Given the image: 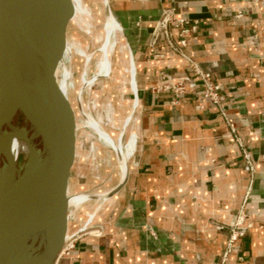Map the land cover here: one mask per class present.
<instances>
[{
  "label": "crops",
  "instance_id": "obj_1",
  "mask_svg": "<svg viewBox=\"0 0 264 264\" xmlns=\"http://www.w3.org/2000/svg\"><path fill=\"white\" fill-rule=\"evenodd\" d=\"M109 3L136 66L137 149L113 190L88 191L82 222L94 219L56 264H264V0ZM166 16L179 52L152 43ZM183 79L198 85L176 93ZM239 213L248 229L229 248Z\"/></svg>",
  "mask_w": 264,
  "mask_h": 264
},
{
  "label": "water",
  "instance_id": "obj_2",
  "mask_svg": "<svg viewBox=\"0 0 264 264\" xmlns=\"http://www.w3.org/2000/svg\"><path fill=\"white\" fill-rule=\"evenodd\" d=\"M33 1L27 33L0 26V264H56L87 229L71 92L59 83L62 68H72L74 3ZM104 8L108 19V0ZM14 141L27 153L14 158Z\"/></svg>",
  "mask_w": 264,
  "mask_h": 264
},
{
  "label": "rangeland",
  "instance_id": "obj_3",
  "mask_svg": "<svg viewBox=\"0 0 264 264\" xmlns=\"http://www.w3.org/2000/svg\"><path fill=\"white\" fill-rule=\"evenodd\" d=\"M82 1L84 6L95 17L96 26L94 27L99 32L96 38L95 34L85 33L73 22L69 31V42L79 47L82 46L81 48L88 55H93L88 70H86L85 58L77 55L75 49H73L72 78L69 80V83L72 81L74 84L70 86L69 92H71L70 99L74 115L75 117L77 116L78 150L80 155L77 166H80L79 171L83 174V176H79L78 181L82 185V193L88 196V191L91 188L96 194H104L108 190H113L120 182L122 176L119 160L114 151L108 148L98 138L95 130L86 124L88 115L113 138H118L121 126L127 122L129 117L132 118L130 129L123 137V141H126L130 134L137 130L136 123L138 120L135 121V118L139 117V101L136 108L131 110L135 100V93L130 83L131 75L128 71L126 48L117 53V62L114 65L115 77L95 78V65L98 59L95 52L101 46V37L104 25L107 22V16L103 10L102 0ZM93 37L96 40H93ZM131 58L132 62H134L133 56ZM83 75L88 78L91 85L87 84L82 90V94H79V85ZM59 76L61 79V73ZM59 83L62 86L63 79ZM136 95L138 98L140 97L139 91ZM111 108L113 112H110ZM87 220L84 225L87 224Z\"/></svg>",
  "mask_w": 264,
  "mask_h": 264
},
{
  "label": "bare ground",
  "instance_id": "obj_4",
  "mask_svg": "<svg viewBox=\"0 0 264 264\" xmlns=\"http://www.w3.org/2000/svg\"><path fill=\"white\" fill-rule=\"evenodd\" d=\"M102 1L104 7V0ZM33 2H34L33 0H0V26L3 27L4 25H8V24L13 28L19 26V28L21 27V29L27 33V31L30 28H32L31 22L34 16ZM73 3H74V17L72 19V22L80 29L84 30L85 33L87 32L88 34L91 33L95 34V37L97 38V33L99 32H97V29L94 27L96 26L95 17L84 6L82 0H73ZM103 10L105 12V8ZM106 21L107 22L104 25L103 28L104 31L101 37L102 40L101 46L95 52L96 57L98 58L95 65V70H96L95 78H99V77L107 78L114 76V65L117 62L116 60L118 56L117 53L124 48L128 49V54L130 58V66H128V71L130 72L131 75V86L133 92L135 93V100L133 102V106L131 109L133 110L136 108L139 101V98L136 95L139 90L136 82L135 62H132L130 48L126 41V36L124 34V31L121 25L119 24V22L114 18L113 14ZM96 38L94 39L93 37L92 39L96 40ZM81 47L82 46L79 47L76 46L74 43H70L68 40V46L66 48L65 58L66 57L69 58L71 54L73 59L74 58L73 49H75V53L77 55H80L85 58L86 70H88L93 55H88L87 52L84 51ZM24 73L28 77H30L31 75V72L29 70H24ZM71 78H72V69L67 67L62 68L63 83L61 88L67 96L70 90V86L74 85L72 81L69 83V80ZM80 82L81 83L79 85L78 91L79 94H82V90L84 89V87L87 84L91 85V82L88 81V78L85 75H83L82 80ZM110 112H113L112 108ZM75 119L77 124V116L75 117ZM87 119L88 120L86 121L87 122L86 124L92 129H94L98 135V138L102 140L108 146V148L112 149L116 154L122 170V176L124 177L128 169L127 164L129 162V159H131L134 156L138 143L137 130L136 132L130 134L129 138L126 141H123L124 135H126V133L130 129L131 122L133 121L132 118L129 117V119H127V122L121 126L118 138H113V136L108 134L91 116L88 115ZM136 119L137 118H135V121ZM26 153H27L26 145L14 141V146H13L14 158H18L20 155ZM88 198L89 195L87 196V194H83V196L80 199H78V201L85 203L88 200ZM93 219L94 216L92 214L89 215L85 227H88L92 223Z\"/></svg>",
  "mask_w": 264,
  "mask_h": 264
},
{
  "label": "built area",
  "instance_id": "obj_5",
  "mask_svg": "<svg viewBox=\"0 0 264 264\" xmlns=\"http://www.w3.org/2000/svg\"><path fill=\"white\" fill-rule=\"evenodd\" d=\"M170 24L171 20L168 16H166L164 19H162L158 23V27L153 35V44H157L160 39H165L168 46L175 52H179V47L173 42L171 39V33H170ZM175 26L180 29L181 31V46H186L187 40L186 37L190 31L191 24L189 21L185 19H180L178 21H175ZM195 27H193L194 29ZM200 85L204 89V95L207 99H210L214 104H220L223 100V97L219 94L220 87L215 85L212 82L211 74L209 73H201V79L199 81ZM198 83H196L194 80H188L185 82L179 81L176 83H172V86L174 88V91L176 93H183L186 91V89H195L197 87ZM247 160V166L246 170L249 173H254V166L250 160V157L248 155H245ZM230 228V240H229V248H232L233 245L238 241L239 238L243 237L248 229V224L246 223L245 215L243 213H239L235 221L229 226ZM74 240V239H73ZM72 240V241H73ZM72 241H70L62 250V254L65 252H68L69 249L72 247Z\"/></svg>",
  "mask_w": 264,
  "mask_h": 264
}]
</instances>
